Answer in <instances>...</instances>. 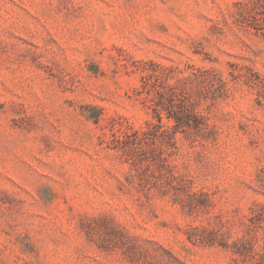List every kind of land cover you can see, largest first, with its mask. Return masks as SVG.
<instances>
[{
	"label": "rangeland",
	"instance_id": "374dc122",
	"mask_svg": "<svg viewBox=\"0 0 264 264\" xmlns=\"http://www.w3.org/2000/svg\"><path fill=\"white\" fill-rule=\"evenodd\" d=\"M0 264H264V0H0Z\"/></svg>",
	"mask_w": 264,
	"mask_h": 264
}]
</instances>
